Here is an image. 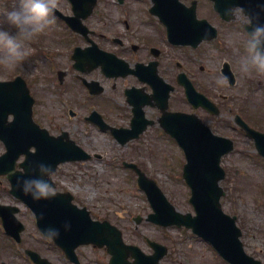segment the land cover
Listing matches in <instances>:
<instances>
[{
	"label": "rangeland",
	"instance_id": "1",
	"mask_svg": "<svg viewBox=\"0 0 264 264\" xmlns=\"http://www.w3.org/2000/svg\"><path fill=\"white\" fill-rule=\"evenodd\" d=\"M53 1L65 12L71 11L67 0ZM107 1L111 0H99L97 11L90 21L92 27L97 30L102 24L100 21L102 16L106 22L113 21L116 16L112 6L102 10ZM13 4L14 0H0V14ZM200 6V17L209 19L222 30L220 38L222 45L217 42L206 44L197 51L189 50L186 54L188 71L194 73L197 87L208 94L221 109L220 121L199 111L200 117H203L217 134L235 141V150L222 160V166L226 171V178L221 182L226 193L222 205L226 213L238 218L246 252L264 264V158L257 154L251 140L233 129L234 114L240 113L250 125L264 132V74L255 70L250 72L241 70L238 57L244 51L241 49L242 35L239 29L219 25L220 20L205 0H200ZM242 21L244 17L239 23L240 27ZM49 31L60 33L57 26L52 30L46 28L30 42L37 41L40 37L47 40ZM224 62L230 63L236 74L237 83L233 87H230L221 75ZM26 65L27 63L22 61L14 65L0 63V81L9 80L23 73ZM61 65L67 67L68 64L64 62ZM107 86L109 88L110 83ZM33 88H36L42 97L41 105L36 107V113L38 120L44 122L40 109L53 111L58 109V102L53 93L55 90L53 85L46 81ZM47 88L51 91H46ZM110 95L107 93L106 97L99 99L100 109L109 115L113 112V115L125 113L127 103L124 96L117 95L114 99ZM81 101V97L80 101L75 99L76 104L73 106L76 107ZM94 105L98 103L92 102L90 108L92 109ZM181 108L191 112L186 104ZM77 109L82 116L69 122L66 118H60L55 131L62 127L80 147L90 154L101 157L88 162L60 166L53 177L56 191L72 193L75 202L88 208L93 218L109 221L117 226L123 232L127 244L140 247L146 254H153V249L146 239L166 246L168 254L162 259L161 264H226L209 245L199 240L189 230L177 227L163 228L146 222L152 208L143 191L139 189L137 176L125 168L123 162L138 164L158 183L179 212L195 214L189 202L191 191L182 176L186 160L174 140L159 133L162 132L159 128H154L138 141L120 146L111 135L102 134L84 124L82 118L86 111L79 105ZM148 115L155 117L157 112L149 109ZM4 152V145L0 142V155ZM9 189L10 185L6 178L0 177V203L21 208L18 217L26 226V230L22 234L23 241L20 247H16L4 234L0 225V263L31 264L24 250L34 249L54 264H70L60 251L42 239L34 215L16 202ZM138 216L143 218L140 224L135 221ZM80 251L79 258L82 264H109L110 256L104 249L89 246L83 247Z\"/></svg>",
	"mask_w": 264,
	"mask_h": 264
},
{
	"label": "water",
	"instance_id": "2",
	"mask_svg": "<svg viewBox=\"0 0 264 264\" xmlns=\"http://www.w3.org/2000/svg\"><path fill=\"white\" fill-rule=\"evenodd\" d=\"M75 4L80 8L82 2L77 0ZM216 9L222 14L233 4H239V0H214ZM247 12L264 22V9L261 4L264 0H241ZM95 0H88L89 4H95ZM191 14V10L187 11ZM13 114L15 120L8 123L9 115ZM172 134L186 152L188 163L185 165L184 178L192 189V198L196 216L183 215L176 211L167 200L162 190L155 181L148 179L136 166L133 167L139 174V185L146 192L155 211L148 217V221L162 226L178 225L186 226L195 234L210 242L220 255L231 264H261V262L248 256L240 240L241 230L237 227L236 217H231L222 209L220 199L224 191L220 187V181L225 177V171L220 163L221 158L233 150L232 143L224 138L208 134V130L193 123H188L185 129L169 127ZM255 136L259 151L264 155V135L257 134L249 129ZM143 132L134 130L123 133L122 143L138 138ZM0 139L7 146L8 153L0 157V175H7L11 181L12 194L24 200L36 213L38 225L42 231L47 226L61 229L55 242L62 247L68 256L74 255V250L82 244H94L98 247L107 246L112 255L110 264H160L166 248L152 243L156 253L152 256L145 255L138 247L126 245L122 233L108 222L93 221L86 209H79L71 203L73 197L70 194H57L51 199L33 201L24 195L18 186L17 178L22 175L34 174L33 169L37 162L51 163L55 168L61 162L86 160V155L73 143L70 147L60 145L61 139L49 137L45 131L40 130L32 122L31 108L26 96L17 89L9 91L7 84L0 83ZM59 142V143H58ZM35 146L36 154H29V149ZM22 153L28 154L27 161L22 164L26 173L16 172V161ZM6 207L0 206V216L7 230L18 237L19 231L9 227L8 223L14 222L11 213L6 214ZM142 219L139 218L138 222ZM65 221L70 222V229L64 230ZM19 238V237H18ZM135 262L131 263L128 258ZM43 264H49L43 260Z\"/></svg>",
	"mask_w": 264,
	"mask_h": 264
},
{
	"label": "flooded vegetation",
	"instance_id": "3",
	"mask_svg": "<svg viewBox=\"0 0 264 264\" xmlns=\"http://www.w3.org/2000/svg\"><path fill=\"white\" fill-rule=\"evenodd\" d=\"M182 1L190 2L189 4L192 2V0ZM198 2L200 4L199 0ZM113 6L116 16L111 22L102 20L99 33L92 31L88 36H80L77 34L70 35L67 32L59 31L60 33L56 34L49 31L47 32V40L40 37L37 41L30 42L28 48H26L27 54L22 62L27 63V65L20 76L26 81L30 94L35 101L33 117L37 124L54 136H60L65 132L62 127H60V130L55 131L59 119L66 118L68 120L62 103L67 102L73 105L76 104L75 99L80 101V97L82 98L81 103H78L75 109L73 108L68 112L70 119L82 116L77 109L79 105L83 111H86L84 116L86 124L96 129H99L94 124L97 117L91 118L94 111L98 112L105 123L112 127L128 128L131 124V108L125 113L116 115H113L114 112L109 115L100 109L99 102L101 101L99 99L106 97L107 93L111 94L110 96L114 99L117 95L120 97L123 95L126 103L128 95H130V97L137 98L138 103H142L148 101L150 96H155L157 99L165 98L168 92L166 83L174 87L169 100L170 109L175 112L186 111L181 108L187 102L186 89L182 85L185 81L184 76H189L195 84L194 73L188 71L187 47L171 42L168 26L163 25L160 19L151 12L153 0H122V2L116 0ZM55 18L54 23H63L57 17ZM237 18L235 21H237ZM241 40H244L243 36ZM92 44H96L99 49L124 61L128 65L127 68L132 71L131 74L127 77L121 75L107 77L100 68L89 71L87 74L76 71L72 60L75 49L88 48ZM64 62L68 64L67 67L61 65ZM122 64L117 63L116 67L125 66ZM53 68H55V71H53ZM113 75H116V73ZM9 80H13V78ZM42 81L53 85V90H55L53 93L56 96V102H58V109L55 111L40 109L41 119L44 122L38 120L36 113V107L41 105L42 97L36 91V88H33V86L38 87ZM95 82L98 83V86L95 88V85H93L92 88L97 90L102 88L101 94L92 95L91 89L87 87V83ZM108 83H110L109 88ZM46 91L51 90L47 88ZM92 102H96L98 105H94L91 111ZM149 107L146 106L145 110ZM150 108H155L158 111L157 107ZM160 115L159 112V115L152 117L146 113L148 119L156 123L159 122ZM82 248L77 251L78 258L81 257L80 250ZM28 260L33 264L30 258ZM67 261L74 264L70 260ZM79 262L82 264L80 258Z\"/></svg>",
	"mask_w": 264,
	"mask_h": 264
},
{
	"label": "clouds",
	"instance_id": "4",
	"mask_svg": "<svg viewBox=\"0 0 264 264\" xmlns=\"http://www.w3.org/2000/svg\"><path fill=\"white\" fill-rule=\"evenodd\" d=\"M264 9V3L261 4ZM225 16L236 18L247 16L246 39L244 52L238 57L242 71L264 74V22L258 17L248 15L243 6L236 5L225 10ZM52 0H14L11 7L5 8L0 14V63L14 65L23 61L26 48L34 37L45 31L55 22ZM55 167L48 162L39 161L35 164L32 175H22L17 178L20 191L33 201L51 199L56 194V185L52 182ZM70 222L65 221L63 228L69 230ZM61 229L47 226L42 229L49 239L58 238Z\"/></svg>",
	"mask_w": 264,
	"mask_h": 264
}]
</instances>
